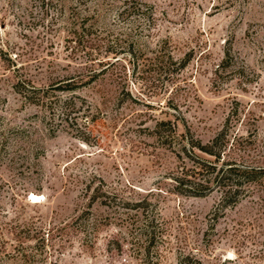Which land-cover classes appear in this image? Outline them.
<instances>
[{
    "label": "rangeland",
    "instance_id": "374dc122",
    "mask_svg": "<svg viewBox=\"0 0 264 264\" xmlns=\"http://www.w3.org/2000/svg\"><path fill=\"white\" fill-rule=\"evenodd\" d=\"M146 1L153 23L105 10L80 46L111 0H0V264H264V172L219 178L264 169V0ZM226 127L204 167L191 144Z\"/></svg>",
    "mask_w": 264,
    "mask_h": 264
},
{
    "label": "trees",
    "instance_id": "16d2710c",
    "mask_svg": "<svg viewBox=\"0 0 264 264\" xmlns=\"http://www.w3.org/2000/svg\"><path fill=\"white\" fill-rule=\"evenodd\" d=\"M86 2L88 0H83V2ZM106 1V0H103ZM105 10H113L116 11V13L119 16H128L131 18H142L143 20H148L150 23H153L154 21V13H153V7L152 5H150L146 0H111V2L109 3V6H105L104 4H95L93 7L92 6H88V8L85 10L86 13L85 15L82 16V22L80 25V29H75L74 33H73V38L71 39L72 42H75L78 45H82L81 42H84V37L89 34H92L90 29H87V26L85 27V25L87 24V21L89 20V18L91 17H95L97 15H100L101 12H104ZM91 14V15H89ZM88 26H91V24H88ZM149 26V25H148ZM82 50H85L86 48H88V45H84L82 46ZM87 81H84V79H74L73 77L68 78L64 83L65 84L63 86L61 85H57V89L61 90L63 92H75L78 89H80L83 86L87 85ZM30 90H32V95L28 94V98L31 99L34 97V93H36V89L35 87L31 88ZM19 92H23L21 90H19ZM32 102H42L43 104H49L47 101H42V99L38 100V99H31ZM51 103V102H50ZM62 103V109L64 111V114L69 117L71 112L75 110V106H76V102L74 100H72V98H65L61 100ZM155 130L156 133L158 134L159 137L165 139V140H169V138L173 135L174 137L176 136V132L174 131V127L173 124L170 120H162L156 123L155 126ZM174 132V133H173ZM228 134V128H224L221 132H219L214 139H212L210 142L204 144L201 141H197V143H193L191 144L192 148L197 147L198 149H200L202 152L214 157V161H210V160H201L199 158L196 157L197 160H199L200 162H202V165H204V167L207 168H211V169H216V164L217 162H220L223 157H224V148L227 145L228 140L226 139V136ZM83 140L87 141V139H85L83 137ZM186 150V149H185ZM225 166L220 167L219 172L221 173L219 175L218 174L215 176L218 177V175L220 176V180L227 182V193H238L240 192V190H244V184L253 182L255 180H257V178H259V176L261 175V173L264 172V169H255V168H250L247 166H243V165H238L237 163L233 162V161H226L224 162ZM197 171H194L193 173H185V176L183 178H181L183 181L186 182V184H189V186H192L193 190L189 189V191L192 194H202L205 193L207 191H205L207 188V185H204L202 183H197L194 182L192 180V178L197 179L199 178L196 175ZM179 178V177H178ZM205 191V192H204ZM239 199L236 198L234 199V203L238 202ZM182 264V262H181Z\"/></svg>",
    "mask_w": 264,
    "mask_h": 264
}]
</instances>
